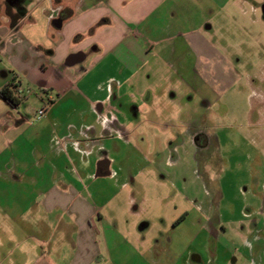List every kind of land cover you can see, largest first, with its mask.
<instances>
[{
	"label": "rangeland",
	"instance_id": "obj_1",
	"mask_svg": "<svg viewBox=\"0 0 264 264\" xmlns=\"http://www.w3.org/2000/svg\"><path fill=\"white\" fill-rule=\"evenodd\" d=\"M12 1L18 11L27 5ZM244 2L231 0L227 9L213 11L211 29L202 30L216 47L205 62L221 66L218 77L200 67L191 87L187 69L180 79L161 65L136 91L149 96L139 118L148 122L130 121L123 142L103 140L114 156L116 178L85 182L90 201L113 220L102 229L95 219L98 264H264V0ZM203 6L190 5L191 15L185 8L186 28L206 19ZM14 72L0 55V86L18 81ZM18 74L24 97L19 110L36 120L43 92ZM70 102L58 109L60 115ZM8 160L12 167L18 162ZM0 185L9 191V203L5 197L0 202V264L72 263L78 233L54 222L62 213L15 196L17 184Z\"/></svg>",
	"mask_w": 264,
	"mask_h": 264
},
{
	"label": "crops",
	"instance_id": "obj_2",
	"mask_svg": "<svg viewBox=\"0 0 264 264\" xmlns=\"http://www.w3.org/2000/svg\"><path fill=\"white\" fill-rule=\"evenodd\" d=\"M230 1L22 0L27 5L19 11L11 4L13 12L21 15L14 21L8 13L10 4L0 0V55L12 64V79L18 78L0 89L10 82L20 88L21 72L42 90L40 108L49 107L45 116L32 121L19 110L24 97L16 106L0 97V180L17 184L20 191L14 190V195H21L28 204L62 213L54 222H63L66 231L72 228L78 233L70 264H98L101 246L95 242L99 233L95 219L99 218L101 227L113 223L90 201L85 183L87 179L97 182L101 176L116 178L114 156L107 154L109 144L103 140L113 137L123 142L130 134V121L148 122L139 118L149 96L143 98L141 86L139 94L136 91L139 83L156 77L161 65L173 69L180 79L181 70L187 69L191 87L196 85L200 67L218 77L221 66L205 62L216 55V47L202 30L211 29L210 22L217 16L213 11L227 9ZM201 2L206 19L197 25L190 22L186 28L182 13L188 7L187 15H191L190 5ZM65 12L72 15L63 19ZM57 18H62L60 25L53 23ZM12 28L18 29L15 38L9 37ZM75 53L83 58L68 64V57ZM134 96L142 102L133 100ZM65 100L72 104L60 115L58 109ZM189 145L196 146L194 135ZM15 157L18 162L12 167L8 159ZM2 197L9 203L8 187L0 185V202Z\"/></svg>",
	"mask_w": 264,
	"mask_h": 264
},
{
	"label": "trees",
	"instance_id": "obj_3",
	"mask_svg": "<svg viewBox=\"0 0 264 264\" xmlns=\"http://www.w3.org/2000/svg\"><path fill=\"white\" fill-rule=\"evenodd\" d=\"M8 13L13 17L14 21L21 16L20 14H15L12 10V7L8 5ZM72 15V12H65L62 14L63 19L68 18ZM18 85L10 82L5 87L0 89V97L5 100L11 106H16L20 102V97L15 96V92H17Z\"/></svg>",
	"mask_w": 264,
	"mask_h": 264
},
{
	"label": "built area",
	"instance_id": "obj_4",
	"mask_svg": "<svg viewBox=\"0 0 264 264\" xmlns=\"http://www.w3.org/2000/svg\"><path fill=\"white\" fill-rule=\"evenodd\" d=\"M13 30H12V33H10V38H15L16 37V34L18 33V29H16V28H12ZM28 94L30 93V91L29 90H27L26 91ZM22 93H23V91L21 90V88H18L17 89V95L19 96V97H21L22 96ZM48 106H45V107H42V108H40L39 110H38V117L39 118H41L42 116H45L46 114H47V112H48Z\"/></svg>",
	"mask_w": 264,
	"mask_h": 264
},
{
	"label": "water",
	"instance_id": "obj_5",
	"mask_svg": "<svg viewBox=\"0 0 264 264\" xmlns=\"http://www.w3.org/2000/svg\"><path fill=\"white\" fill-rule=\"evenodd\" d=\"M62 22V18H57L54 20V24L57 23L58 25H60ZM83 58V54L82 53H75V54H71L68 59H67V63L68 64H74L77 61H80ZM101 175V174H98Z\"/></svg>",
	"mask_w": 264,
	"mask_h": 264
}]
</instances>
